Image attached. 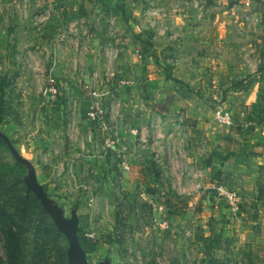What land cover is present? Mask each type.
Wrapping results in <instances>:
<instances>
[{
	"label": "rangeland",
	"instance_id": "1",
	"mask_svg": "<svg viewBox=\"0 0 264 264\" xmlns=\"http://www.w3.org/2000/svg\"><path fill=\"white\" fill-rule=\"evenodd\" d=\"M56 1L0 0V130L78 210L88 260L264 264V0H139L119 23L100 0L66 14ZM220 107L245 167L227 178L235 204L212 201L186 117L212 124ZM26 173L0 143V264H68Z\"/></svg>",
	"mask_w": 264,
	"mask_h": 264
},
{
	"label": "crops",
	"instance_id": "2",
	"mask_svg": "<svg viewBox=\"0 0 264 264\" xmlns=\"http://www.w3.org/2000/svg\"><path fill=\"white\" fill-rule=\"evenodd\" d=\"M48 1L53 3L55 0H48ZM59 1L61 0H57L56 3ZM72 1L76 2L77 0L75 1L72 0ZM73 2L69 0V3H67L66 5H62L61 13L66 14L70 12H74V13L81 12V10L84 8L83 5L86 3V2H83V0H78V3H73ZM100 5L102 6V8L104 7L105 9H109V11H107V13H110L109 21L111 20L113 23H117V22L119 23L121 20L124 21L121 15H115L112 12L111 9L114 6L122 5L125 12L128 11V9H130L132 5L133 6L135 5L137 10H140V9L143 10L139 0H104V1H100ZM114 17H116L115 20H114ZM158 76L160 77V75ZM150 78L153 79L152 77ZM158 86H161V89H159V91L164 90V88H162V85H158ZM154 87H157V86L150 85V88H154ZM183 105H184V102H182L181 107H184ZM174 108L175 106L171 107V110H170L171 113L173 111L172 109ZM201 111H199L198 113L196 108H191V111L188 113L186 117L196 119L197 124L195 125V127H192V128L195 131L196 130L202 131L201 134L202 136L205 137V142H204L203 147L205 149V152H207V157L208 158L211 157V159H208L207 161L208 167L206 171H207L208 181H206V185L208 188L211 187L214 190L219 188V189H222L223 191H229L230 188L227 186V183H226L228 176L236 178V180H239V182H241V177L244 176L243 174L241 175V171H244L245 167H243L241 163H239V158H241V153H236L235 157H233L234 155H231V157H227V155L229 154V151L235 149L234 145H230L228 143L227 137H225L226 134H224L223 132L216 131L214 124H217V123L215 122L214 117H213V122L211 124L210 122H207V120L204 119L205 117L202 116ZM190 128H188L189 130H187L189 135L191 134ZM234 137H237L238 139L240 137V134H237ZM233 158H237L236 160H238V162L236 161L235 163V160H233ZM233 166L235 167L234 169L231 170L230 167H233ZM214 167L215 169H212ZM212 172L215 174H211ZM213 182H215L217 185H215ZM211 199L214 202V204H219V201H220L219 198L212 196Z\"/></svg>",
	"mask_w": 264,
	"mask_h": 264
},
{
	"label": "water",
	"instance_id": "3",
	"mask_svg": "<svg viewBox=\"0 0 264 264\" xmlns=\"http://www.w3.org/2000/svg\"><path fill=\"white\" fill-rule=\"evenodd\" d=\"M0 138L3 140L17 163L26 167L27 173L24 176V183L28 193L34 194L39 201L42 210L53 221L57 230L62 233L68 241V264H93L83 248L80 238V217L78 210L74 209L71 216H66L65 210L49 196L44 186L40 184L35 166L17 150L12 141L0 130ZM96 264H111L109 258Z\"/></svg>",
	"mask_w": 264,
	"mask_h": 264
},
{
	"label": "built area",
	"instance_id": "4",
	"mask_svg": "<svg viewBox=\"0 0 264 264\" xmlns=\"http://www.w3.org/2000/svg\"><path fill=\"white\" fill-rule=\"evenodd\" d=\"M115 19H116V17H114V20ZM92 116H94L93 113H92ZM214 120L220 126H230L232 124V121H233V114L229 110H227L223 107H220L214 113ZM125 169H129V166L125 165ZM216 190L218 191V194L220 196V197H218L220 199V201H225V202H228L230 204L236 203V201H237V194L236 193L226 192V191H223L222 189H219V188H217Z\"/></svg>",
	"mask_w": 264,
	"mask_h": 264
},
{
	"label": "trees",
	"instance_id": "5",
	"mask_svg": "<svg viewBox=\"0 0 264 264\" xmlns=\"http://www.w3.org/2000/svg\"><path fill=\"white\" fill-rule=\"evenodd\" d=\"M92 1V0H90ZM100 1H104V0H100ZM112 12L115 14V15H121V17L124 19L125 18V10L123 8L122 5H117V6H114L112 7ZM258 123H260L259 120H257ZM0 143H4L3 140L0 138ZM5 144V143H4ZM19 164V163H18ZM21 165V164H20ZM24 166V165H23ZM25 167V166H24ZM25 184V183H24ZM26 187V186H25ZM27 191V189H26ZM28 193V192H27ZM34 195V194H33ZM35 197V196H34ZM36 198V197H35ZM37 200V199H36ZM38 201V200H37ZM39 202V201H38ZM42 208V207H41Z\"/></svg>",
	"mask_w": 264,
	"mask_h": 264
}]
</instances>
